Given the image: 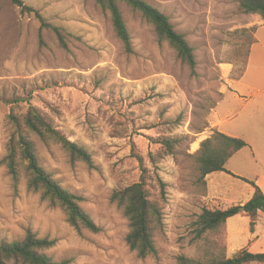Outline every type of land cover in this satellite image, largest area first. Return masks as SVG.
<instances>
[{"label":"rangeland","instance_id":"1","mask_svg":"<svg viewBox=\"0 0 264 264\" xmlns=\"http://www.w3.org/2000/svg\"><path fill=\"white\" fill-rule=\"evenodd\" d=\"M21 1L60 29L66 49L50 29L43 30L40 44L33 15L20 14L9 0H0V161L13 131L9 117L22 121L33 106L65 139L91 154L92 168L71 163L59 143L31 137L40 165L62 188L81 198V208L99 230L76 231L62 209L27 190L23 172L14 188L0 165V241L21 240L29 229L38 238L54 240L45 253L69 264H176L178 256L203 258L205 243L194 241L191 223L202 208H228L251 190L226 173L209 176L216 191L207 184L204 189L197 181L196 153L213 132L212 110L232 91L237 72L248 61L250 38L259 44L250 53L244 83L264 90L260 16L242 13L237 0H144L193 47L196 67L191 75L175 51L158 41L153 26L123 3L119 8L132 54L124 52L109 16L94 0ZM224 66H229L228 72ZM244 91L247 98L249 91ZM220 111L232 114L230 126L249 145L226 169L254 180L264 169V96L244 101L228 93ZM163 138L176 143L172 154L159 158L156 154L163 150L157 140ZM136 156L149 170L156 197V177L166 185L162 226L154 234L157 258L139 259L128 249V221L110 202L115 189L137 182ZM207 241L221 244L227 257L225 229Z\"/></svg>","mask_w":264,"mask_h":264},{"label":"trees","instance_id":"2","mask_svg":"<svg viewBox=\"0 0 264 264\" xmlns=\"http://www.w3.org/2000/svg\"><path fill=\"white\" fill-rule=\"evenodd\" d=\"M100 10L107 14L111 20L112 28L116 37L121 42L124 52L132 54L130 34L121 14L119 4L123 3L133 11L138 12L141 17L149 22L156 33L159 42L165 41L172 48L182 63H185L195 75L196 59L194 49L185 40V37L176 32L169 19L157 8L144 0H94ZM19 9L20 14L33 15L38 21V39L42 44V32L50 29L55 34L59 45L66 49L64 38L58 27L48 24L40 12L25 5L21 0H9ZM239 10L248 15H258L264 22V0H237ZM255 30V27L250 29ZM248 30V31H250ZM243 32V31H241ZM255 39L250 38L247 47L254 44ZM248 54V49L245 54ZM246 61H243L235 79H240L246 68ZM19 100H16V102ZM13 128L7 145V153L0 161L10 176L12 185L16 188L23 172L26 177V188L28 191L39 194L41 200L46 201L50 206L62 209L66 216L67 223L76 231L87 230L92 233L98 232V227L91 217L85 212L79 202L81 198L62 188L52 176L40 165L35 144L31 137H36L42 142L54 141L59 143L70 157L71 163L80 161L88 167H93L91 154L81 145L65 139L36 109L29 105L22 121L10 116ZM162 153L156 154L159 158L162 155L173 153L176 140L172 138L158 139ZM249 145L240 138L226 136L213 130L210 137L204 139L196 153L197 181L206 187V176L212 173L223 172L232 177L238 178L248 184L252 189L251 198L243 206L232 205L228 208L209 209L202 208L196 220L191 223L194 241L201 240L205 243V256L201 259H190L185 256H178L176 264H263V253H250L241 249L233 256L227 258L224 255V247L217 242H209V235L220 236L225 229V222L228 218L241 213L249 220V230L253 232L258 220V212L264 213V194L253 182L233 175L226 170L228 160L237 152ZM151 159L154 156L149 155ZM139 164V178L137 182L123 188L115 189L110 202L114 203L121 210L128 221V232L125 236V243L128 249L135 253L139 259L146 257L157 258L158 250L154 242L155 232L162 226V206L165 201V183L156 177V185L159 188V197L153 193L151 176L148 168L144 165L143 159L136 156ZM54 240L38 238L35 233L27 229L24 237L16 241H0V264H69L68 260L54 261L45 251L52 248ZM211 246L219 248L216 253ZM213 248V247H212Z\"/></svg>","mask_w":264,"mask_h":264},{"label":"crops","instance_id":"3","mask_svg":"<svg viewBox=\"0 0 264 264\" xmlns=\"http://www.w3.org/2000/svg\"><path fill=\"white\" fill-rule=\"evenodd\" d=\"M258 44H259V41L257 39V42L254 43L250 48L249 58H248L247 65H246V68H245V71H244L242 77L239 80H235L232 82V85H231L232 91L228 92V93L230 94V96L233 99H239V100L245 101L247 98L252 99V98L257 97V96H258V98H262L264 96V90L263 89L255 86V85L253 86L252 84L244 83V80H245V78H246V76L249 73V70L251 68L250 53H251L252 49ZM244 89H247L249 91V92H247L248 93L247 98L243 97L244 93H245ZM228 93L224 94L223 99L212 110V112L210 114V121H209L210 122V129L216 130L217 132H220L226 136L240 138V136L235 131L236 129H234L230 126V122L233 119L232 114L227 113L226 111H220L221 110V104L224 101V98L226 97V95ZM234 156H232L228 160V162ZM254 158L256 159V163L260 166L261 160L256 158V156ZM228 162L226 163L225 168H226ZM229 172L235 176H238L240 178H244L240 174H235L232 171H229ZM218 173H223V172H218ZM259 173H260L259 175L258 174L254 175V180H250L248 178H244V179L249 180V181H253L264 194V169ZM212 174H217V173H212ZM212 174L207 175L205 178L207 188H209V190L212 186L214 187L216 185L215 181H213L215 183V185L212 182H209V176ZM214 190L216 191V186L214 187ZM252 192H253V189L251 188L250 192H248V194H247L246 199L235 202V205H238L240 207L243 206V204L246 203L251 198ZM217 196L218 197H216V198L220 199V197H219L220 195H217ZM225 231H226V255L228 258L231 257L232 254H234L235 252H237L241 249H246L248 252L254 253V254L264 252V213L263 212H261V211L258 212V220L254 226L253 232H250L249 220L243 214L242 211H241V213H239L233 217H230L226 220ZM229 253L231 254L230 256H228Z\"/></svg>","mask_w":264,"mask_h":264},{"label":"bare ground","instance_id":"4","mask_svg":"<svg viewBox=\"0 0 264 264\" xmlns=\"http://www.w3.org/2000/svg\"><path fill=\"white\" fill-rule=\"evenodd\" d=\"M225 67V72H228L229 66H224Z\"/></svg>","mask_w":264,"mask_h":264},{"label":"water","instance_id":"5","mask_svg":"<svg viewBox=\"0 0 264 264\" xmlns=\"http://www.w3.org/2000/svg\"><path fill=\"white\" fill-rule=\"evenodd\" d=\"M241 210L243 211V208H241Z\"/></svg>","mask_w":264,"mask_h":264}]
</instances>
